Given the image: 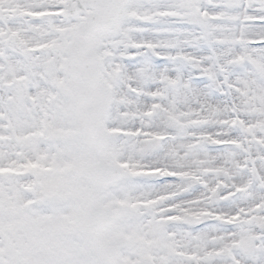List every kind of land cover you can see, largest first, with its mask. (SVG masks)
Listing matches in <instances>:
<instances>
[{
	"label": "snow or ice",
	"instance_id": "snow-or-ice-1",
	"mask_svg": "<svg viewBox=\"0 0 264 264\" xmlns=\"http://www.w3.org/2000/svg\"><path fill=\"white\" fill-rule=\"evenodd\" d=\"M0 264H264V0H0Z\"/></svg>",
	"mask_w": 264,
	"mask_h": 264
}]
</instances>
